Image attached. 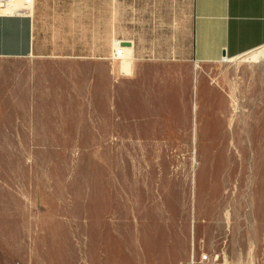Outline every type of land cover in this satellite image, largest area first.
Masks as SVG:
<instances>
[{
    "label": "rangeland",
    "instance_id": "374dc122",
    "mask_svg": "<svg viewBox=\"0 0 264 264\" xmlns=\"http://www.w3.org/2000/svg\"><path fill=\"white\" fill-rule=\"evenodd\" d=\"M121 6L112 30H50L46 19L39 52L97 57L110 49L126 77L113 59L115 41H144L166 54L172 45L159 39L179 36L187 49L189 12L183 29L169 31L156 13L128 14V0ZM199 70L208 97L203 104L201 95V110L211 116L202 117L195 143L179 134L138 153H113L94 140L92 125L83 127L86 140H73L84 119L33 126L31 118L22 125L1 118L8 132L0 141V264H264V142L257 140L264 49ZM229 121L233 136L225 140ZM209 123L216 129H205Z\"/></svg>",
    "mask_w": 264,
    "mask_h": 264
},
{
    "label": "crops",
    "instance_id": "0c3cea01",
    "mask_svg": "<svg viewBox=\"0 0 264 264\" xmlns=\"http://www.w3.org/2000/svg\"><path fill=\"white\" fill-rule=\"evenodd\" d=\"M121 2L35 0L32 16H0V119L14 117L22 125L20 119L31 118L33 126L84 119L73 140H86L83 127L92 125L94 140L113 153L122 148L138 153L145 143L176 140L179 134L200 141L202 117L211 113L204 105L201 110V95L203 104L208 97L199 69L264 49V0H128V14L156 13L165 22L161 29L169 31L183 29L189 12L190 42L186 49L181 37L163 36L159 40L172 48L159 54L144 41H122L131 45L122 48L126 77L111 63L110 49L97 57L39 52L38 25L46 19L50 30H112L120 22ZM259 71L257 140L264 142V74L261 81ZM225 127V140H232L234 123ZM7 132L0 121V141Z\"/></svg>",
    "mask_w": 264,
    "mask_h": 264
},
{
    "label": "built area",
    "instance_id": "2783aa9c",
    "mask_svg": "<svg viewBox=\"0 0 264 264\" xmlns=\"http://www.w3.org/2000/svg\"><path fill=\"white\" fill-rule=\"evenodd\" d=\"M35 0H0V16H32L33 7ZM122 41H115L113 59L121 60L120 57L123 54L124 48L122 46ZM230 59L225 58L224 61H229ZM204 260H208L207 256H203Z\"/></svg>",
    "mask_w": 264,
    "mask_h": 264
},
{
    "label": "water",
    "instance_id": "95a60500",
    "mask_svg": "<svg viewBox=\"0 0 264 264\" xmlns=\"http://www.w3.org/2000/svg\"><path fill=\"white\" fill-rule=\"evenodd\" d=\"M122 46H123V47H129V46H131V45H130V43H128V42H123V43H122Z\"/></svg>",
    "mask_w": 264,
    "mask_h": 264
},
{
    "label": "bare ground",
    "instance_id": "6f19581e",
    "mask_svg": "<svg viewBox=\"0 0 264 264\" xmlns=\"http://www.w3.org/2000/svg\"><path fill=\"white\" fill-rule=\"evenodd\" d=\"M121 49H122V48H121ZM122 50H123V49H122ZM123 56H124V51H123V54L121 55L120 59L124 58Z\"/></svg>",
    "mask_w": 264,
    "mask_h": 264
}]
</instances>
